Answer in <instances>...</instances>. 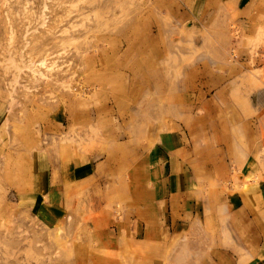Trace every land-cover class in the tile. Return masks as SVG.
I'll return each mask as SVG.
<instances>
[{
	"label": "rangeland",
	"instance_id": "1",
	"mask_svg": "<svg viewBox=\"0 0 264 264\" xmlns=\"http://www.w3.org/2000/svg\"><path fill=\"white\" fill-rule=\"evenodd\" d=\"M190 2L0 0V264H205L217 251L253 264L264 255V208L245 199L252 246L226 204L248 192L247 126L223 131L221 111L206 115L184 91L223 76L222 87H187V97L224 106L226 95L246 117L249 97L264 91V14L249 26L226 5L196 29L179 13ZM181 127L194 136L160 160L154 152L153 163L154 146L165 151ZM224 132L244 150L222 151ZM222 159L234 166L228 179L211 172ZM152 165L166 179L162 198L169 166L177 178L182 226L167 229L165 201L149 194ZM188 170L192 182H182Z\"/></svg>",
	"mask_w": 264,
	"mask_h": 264
},
{
	"label": "crops",
	"instance_id": "2",
	"mask_svg": "<svg viewBox=\"0 0 264 264\" xmlns=\"http://www.w3.org/2000/svg\"><path fill=\"white\" fill-rule=\"evenodd\" d=\"M190 1H191L190 2L191 8L189 7V12H187V10L186 11L183 10L182 13L181 11H179V13L182 16V19L192 20L194 23L192 25L196 29L202 28L204 25H207L204 23L206 22L210 23L211 21L217 18V15L219 16V14L223 12H224L223 15H225L226 12L229 11V10H226V5H230L232 9L234 8L232 12H237L238 16L236 17V21L243 22L245 24H248L249 26H251V24L257 20L258 16H261L264 14V0H190ZM158 51L159 50L156 49L157 53ZM239 52H241V50H239ZM241 54L243 55L242 52ZM231 65H237L238 67H241V65L236 64V63H232ZM241 68H243L242 70H244V66H242ZM204 70L202 67H200V72L206 73L207 72L206 65H205ZM223 80H224L223 76L222 78L220 76L219 77L215 76L214 79L213 78L203 79L200 77L197 80L198 83L196 85V83L192 79L191 82L188 81L186 82L187 84L186 83L184 84V87H185L184 91H186L185 98H187V100H190L191 103L194 101L198 102L199 107L205 109L206 115L207 113L208 114L210 113L211 115H214L217 120L219 119L218 114H220V111H221V115L223 116L222 117L223 122L220 124V128L223 131H225L226 129L229 130V127H232L234 125L247 126V132L245 134V137L247 139V142L249 141L248 146L246 148V150L249 153L245 155L243 157V160L241 161L240 180L243 181L244 179H247V181H245V184H246V188L248 192L246 193V196H238V195L227 196L226 204L230 206V210H232V214L241 216L238 219V224L243 223V225H246L247 229H251L250 240L252 241L251 245L254 246V231H253L254 211L252 207L245 206V199H248L246 202H249L251 205L252 203L249 200L257 199L261 209L264 208V126L262 124V121L264 120V103H262L263 99L261 101V98L264 97V91L261 94L253 93V96L249 97L250 101L249 103L247 102L248 111H247L246 117L242 114L243 112L242 108L238 107V105H235V102L226 95L223 101L225 103L224 106H222V102L217 97H215L216 101H213L212 99L203 100L200 92H199V95L198 93H196L195 95L192 94L190 97H187L188 88L191 89L190 91L194 92L193 89L197 90L198 87L202 88V86H205V87L206 86H209V87L221 86L222 87ZM255 103L258 104V109H257V106H255L256 105ZM228 109H231L230 119H232V121H228L224 119V117L226 116V110ZM202 119H203L202 115H199L197 118V120L200 122H202ZM215 125H218V123H216ZM182 129L183 128L181 127V130L180 129L178 130L180 131V134L175 132L173 136L169 137L162 143L163 145H166L167 147L165 151H163L162 149H159L156 145L154 146L152 150L153 154L151 153L152 154L151 161L153 163H154V152H155L157 159L160 160L161 158L166 157L167 153L169 155L172 153V151L170 150L171 148L174 147V151H175V149L179 150L180 146L181 147L185 146L183 143V139H184V136L189 137L188 135L190 134V131L186 133ZM201 130L202 129H200L199 131L201 132ZM190 135H191V138L194 136L193 133H191ZM261 135L263 136L261 137ZM232 138H233L232 134L230 133L224 132L222 134L221 136L222 143L226 147H222L221 150L224 152H233V151H239V150L243 151L244 149H239L237 147L238 145L236 144L234 145L230 142ZM193 146H194L193 149H196L194 143H193ZM183 151L186 153L187 149L185 148ZM196 152H198V150H196ZM260 154H261L260 160L263 165V166L261 165V168L258 165V159H259ZM230 163L231 162H228L227 160L222 159L220 163L212 164V171H211L212 174H214L215 172L216 173L219 172V176L224 174L228 179L229 178L228 175H230L229 168H234V166L230 165ZM152 167H153V170H151V183H154V189H152L151 192L149 193L151 194V198L155 199L156 197H158L157 199L159 201H165L163 213L166 214V217H167L166 221L164 222L167 226V229H170L171 227H173L175 223H176V226H182L184 223H181V222L178 223L177 221L178 214L176 215L175 213V210L178 207L177 204H180L179 198L181 196H180V191H178L177 178L172 176L173 172L170 169L171 166H169L168 172L167 173L165 172V176L168 178V191L170 193L168 198L161 197V196H164V192L162 190V186H163L162 183L164 184L166 182V179H164V177L163 178L161 177V173L158 169L154 170V165H152ZM84 170H85V167L82 168V173H84ZM74 172H72L73 177H75ZM77 174L79 175V171L77 172ZM184 174L185 176L181 178V181L182 182L187 181L191 183L192 182V179L190 177L191 171H189V175L186 172H184ZM51 189H54V193H52L51 196H53L54 198H57V201H58V197L61 195V187L59 186V184H54L53 188ZM184 197L185 196H182V204L189 206L190 205L189 199L187 197L186 198ZM54 198H52L53 201L50 200L49 205L51 204L53 205L56 203L54 202ZM56 206L57 205L55 204L54 206L55 210L58 209ZM151 208H153V205H151ZM183 229L184 228L182 227L181 228L176 227L175 231L183 230ZM175 231H173V233H175ZM148 235H149V232H148ZM263 248H264V243H263ZM216 253H218V255L216 254L215 257L206 260L205 264H239L238 257H235L234 255L230 254L228 251L227 252L221 251V253L217 251ZM253 264H264V255H262L261 258L257 257L254 260Z\"/></svg>",
	"mask_w": 264,
	"mask_h": 264
}]
</instances>
